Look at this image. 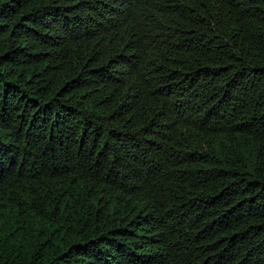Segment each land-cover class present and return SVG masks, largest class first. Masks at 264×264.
<instances>
[{
	"label": "trees",
	"instance_id": "16d2710c",
	"mask_svg": "<svg viewBox=\"0 0 264 264\" xmlns=\"http://www.w3.org/2000/svg\"><path fill=\"white\" fill-rule=\"evenodd\" d=\"M0 264H264V0H0Z\"/></svg>",
	"mask_w": 264,
	"mask_h": 264
}]
</instances>
